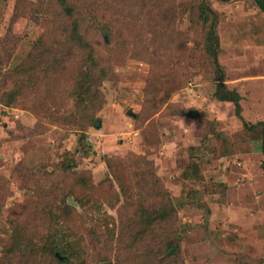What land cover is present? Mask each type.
<instances>
[{
    "label": "rangeland",
    "instance_id": "1",
    "mask_svg": "<svg viewBox=\"0 0 264 264\" xmlns=\"http://www.w3.org/2000/svg\"><path fill=\"white\" fill-rule=\"evenodd\" d=\"M48 1L0 0V251L12 233L9 215L33 216L41 207L37 201L46 200L52 191L76 188L70 174L54 170L71 152L78 168L93 171L99 184L95 197L117 205L96 207L91 220L102 225L106 220L113 226L111 216L119 221L117 208L130 207L117 181H111V164L117 158L120 170L126 171L124 177L136 167L152 179L155 170L169 190L182 234L175 264H264L261 140L245 143L250 147L247 152L234 150L243 123L231 101L213 96L215 66L203 47L206 30L190 17L195 0H75L74 17L83 22L90 45L112 68L99 85L103 100L95 111V125L84 133L91 143L87 155L77 151L81 133L65 120L74 113L76 98L70 79L78 66L76 51L70 53L64 63L67 68L50 91H25L14 106L1 101L2 93L13 87V79L5 77V72L26 64L38 52L39 40L51 44L58 35L53 22L67 20L60 11L39 14L37 9L44 11ZM208 1L222 17L219 60L226 83L241 94L246 121L264 120V13L253 0ZM99 23L111 24L106 28ZM149 91L163 101L151 104ZM145 105L155 111L143 114ZM49 107L60 121L38 114ZM192 109L199 116H188ZM138 115L146 119L138 121ZM194 149L218 158L217 168L207 174V180L220 185L215 194L205 193V180L189 181L182 174L184 159ZM142 155L145 158L137 167ZM129 190L132 199L141 192L136 187ZM154 196L149 191V198ZM68 200L78 209L69 223L83 237L84 257L90 264L107 260L117 250L115 236L105 229L98 234L85 232L82 207L73 196ZM159 236L165 234L161 231ZM119 257L124 264L142 262L128 249Z\"/></svg>",
    "mask_w": 264,
    "mask_h": 264
},
{
    "label": "trees",
    "instance_id": "2",
    "mask_svg": "<svg viewBox=\"0 0 264 264\" xmlns=\"http://www.w3.org/2000/svg\"><path fill=\"white\" fill-rule=\"evenodd\" d=\"M219 1L226 3L231 0ZM253 1L264 13V0ZM75 7V0H49L47 4H44V11H41L40 8L37 9L38 11L36 10L39 14L49 13L50 10L60 11L67 20L64 23L53 22V28L57 30L58 35L53 30L56 36L53 37L51 44L46 46L42 39L39 40L36 44L38 52L30 56L31 59L26 64L5 72V77L13 79V87L2 93L1 101L7 106H14L25 91L38 93L42 90L50 91V86L58 84L61 70L67 68L64 63L68 60L70 53L76 51L78 66L73 70V79H70L76 98L74 113L73 116L65 117V120H70L72 122L70 127L81 133L77 151L87 155L91 143L84 133L89 126L95 125V111L101 107L103 100L99 85L109 77L112 68L107 64L109 61L102 59L96 49L90 45L89 39L82 30L83 22L74 17ZM190 10L193 22L198 20L206 30L203 47L215 66L216 86L213 96L222 102L231 101L235 107L236 117L243 123L238 138L239 143L234 144V150L240 153L247 152L250 147L246 146L260 139L264 154V120L255 123L246 121L242 115L241 94L236 88H231L226 83V71L219 60L221 43L218 25L222 19L219 10L208 0H195ZM99 24L109 28L111 23ZM100 45L102 43H98V46ZM105 46L107 45L105 44ZM44 84L47 85L40 87ZM148 96L151 98L149 100L151 104L163 101L161 98H157L153 92L149 91ZM150 108L145 105L142 113L145 114L147 111L148 115L149 112L155 111ZM181 111L184 114L185 110ZM54 113L55 111L49 107L38 114L51 119L53 115L56 120L60 121L58 114ZM139 115L137 120H144L142 118L145 117L140 118ZM144 158L142 155L140 162H136L137 167L140 166ZM217 164V157H207L199 149H194L184 159L185 167L182 174L189 181L202 182L205 180L203 182L205 193L215 194L220 185L207 180L209 178L207 174L210 169L214 171ZM78 165L79 161L75 157V153L71 154L70 152L54 166L55 171L64 170L70 174L76 188L70 187L61 193L52 191V196L47 197L46 200L37 201L41 207H36L33 216H27L24 212L18 215H9L7 223L11 224L12 233L8 243L0 251V264H90L84 257L85 251L81 247L80 242L83 237L78 233L77 228H73L69 223L72 214L78 211L75 206L69 203L70 196H73L82 207L81 219L85 232L98 234L100 230L105 229V232L115 236L116 252L111 254L107 260L97 261L93 264H124V259L119 255L125 249L133 252L134 256L140 257L142 260L140 264H175L178 261L182 234H179L177 229L176 207L169 190L155 170L152 173V179H149V176L145 177L142 173L144 170L140 171L136 167L129 169L128 176L124 177L126 171L123 174L120 170V160L113 159L110 168L111 181H117L122 188L126 203L130 201V207L127 208L129 211L117 208L118 223L116 218L111 216L113 226H110L111 223L105 220V228L102 223L91 220L96 213V207L110 204L111 208H115L117 205L111 199L95 197L93 192L99 184L94 180L93 171L78 168ZM262 168L264 171V159ZM55 185L59 186L58 181H55ZM132 187L141 189L135 199H132V192L129 190ZM149 191L150 194H155L154 200L149 198ZM36 195L39 198L41 193L38 191ZM1 212L2 208H0V215ZM31 218H35V220L32 221ZM38 218L43 221L40 225L37 221ZM91 222H95L92 228ZM174 230L173 234L176 238L171 234ZM161 231L165 237L159 236ZM124 241H127L128 245H123ZM138 247H143V250ZM127 264H134V261Z\"/></svg>",
    "mask_w": 264,
    "mask_h": 264
},
{
    "label": "water",
    "instance_id": "3",
    "mask_svg": "<svg viewBox=\"0 0 264 264\" xmlns=\"http://www.w3.org/2000/svg\"><path fill=\"white\" fill-rule=\"evenodd\" d=\"M199 114L200 113H199V111L197 109H192V110L187 112V115L190 116V117H197V116H199ZM69 202H71V200Z\"/></svg>",
    "mask_w": 264,
    "mask_h": 264
}]
</instances>
